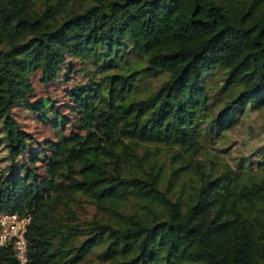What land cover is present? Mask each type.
<instances>
[{
  "label": "trees",
  "instance_id": "16d2710c",
  "mask_svg": "<svg viewBox=\"0 0 264 264\" xmlns=\"http://www.w3.org/2000/svg\"><path fill=\"white\" fill-rule=\"evenodd\" d=\"M80 68L67 102L32 99L34 75ZM248 107L264 0H0V212L29 216L24 264H264V144L214 145ZM21 109L56 137L30 149ZM0 264H19L11 244Z\"/></svg>",
  "mask_w": 264,
  "mask_h": 264
},
{
  "label": "rangeland",
  "instance_id": "374dc122",
  "mask_svg": "<svg viewBox=\"0 0 264 264\" xmlns=\"http://www.w3.org/2000/svg\"><path fill=\"white\" fill-rule=\"evenodd\" d=\"M78 69V68H77ZM65 70L64 66L61 67V72L59 73V78L63 79L65 75H63V71ZM224 74L220 70H216L214 74H212L207 82V86L209 88L208 93L212 97L214 92L223 82ZM58 80V79H57ZM32 81L34 83L35 92L32 99L45 98L46 96L52 97L55 99V103H64L66 101V92L65 89L69 86L76 89L79 83H87L86 76L84 71L80 68L78 72L72 74V77L69 78V82L63 84L59 81L54 82L50 85L49 89L43 87L41 82L39 81L38 75H34L32 77ZM49 91L48 95L46 91ZM237 92L230 94V96L226 97V100L232 99ZM218 97V95H217ZM213 98V97H212ZM225 101V100H224ZM68 110V108H67ZM19 115H17V119L20 120L22 127L28 131V133L34 136V140L30 142V149H37L41 144L44 143L47 139L55 138V129H54V120L51 123H42L37 116H33L30 111L26 109L19 110ZM69 111V110H68ZM67 111V112H68ZM71 113V111H69ZM73 119V114L69 116ZM65 124V123H64ZM74 126L71 124L64 125V135H70V133L75 130ZM40 144V145H39ZM264 144V108L263 109H251L248 107L245 109L243 113L240 114L239 121L235 127L230 129L227 133V139L224 141H216L215 147L217 149L228 147L229 149L226 153L220 154V157L225 155L228 157V154H234L237 149L242 151V153L252 154V153H260V148ZM217 154V151H209L208 155ZM5 150L0 147V158L4 157ZM28 158V156H27ZM259 158H262L259 155ZM19 159V158H18ZM6 160L0 161V165L5 167L7 165ZM35 174L37 176H41L44 173V164L42 160L36 164L34 168ZM91 210V208H88Z\"/></svg>",
  "mask_w": 264,
  "mask_h": 264
},
{
  "label": "built area",
  "instance_id": "2783aa9c",
  "mask_svg": "<svg viewBox=\"0 0 264 264\" xmlns=\"http://www.w3.org/2000/svg\"><path fill=\"white\" fill-rule=\"evenodd\" d=\"M29 216H20L17 212H0V246L11 244L19 260L26 261V241L24 232Z\"/></svg>",
  "mask_w": 264,
  "mask_h": 264
}]
</instances>
